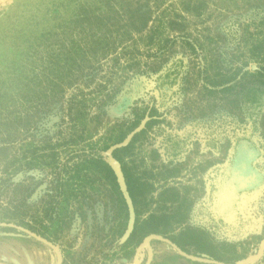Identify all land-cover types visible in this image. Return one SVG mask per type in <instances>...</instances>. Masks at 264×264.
Returning <instances> with one entry per match:
<instances>
[{
	"label": "rangeland",
	"instance_id": "obj_1",
	"mask_svg": "<svg viewBox=\"0 0 264 264\" xmlns=\"http://www.w3.org/2000/svg\"><path fill=\"white\" fill-rule=\"evenodd\" d=\"M249 259L264 0H0V264Z\"/></svg>",
	"mask_w": 264,
	"mask_h": 264
},
{
	"label": "water",
	"instance_id": "obj_2",
	"mask_svg": "<svg viewBox=\"0 0 264 264\" xmlns=\"http://www.w3.org/2000/svg\"><path fill=\"white\" fill-rule=\"evenodd\" d=\"M127 141H129V139L127 140ZM166 241H168V240H166ZM174 245V247H176L177 248V246L175 245V244H173ZM181 251V250H180ZM181 253H183L184 255H186L184 252H182L181 251ZM252 259H249L247 262H246V264L248 263V262H250ZM214 263H218V262H214ZM220 264V263H219ZM222 264V263H221Z\"/></svg>",
	"mask_w": 264,
	"mask_h": 264
}]
</instances>
